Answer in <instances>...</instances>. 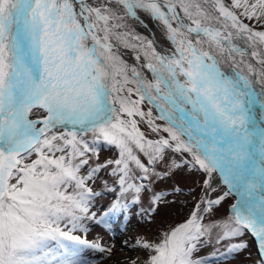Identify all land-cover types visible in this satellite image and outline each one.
I'll return each instance as SVG.
<instances>
[{"label":"snow or ice","instance_id":"6c2138e0","mask_svg":"<svg viewBox=\"0 0 264 264\" xmlns=\"http://www.w3.org/2000/svg\"><path fill=\"white\" fill-rule=\"evenodd\" d=\"M145 18L166 44L129 24ZM108 148L116 158L101 161ZM178 172L191 187L160 188ZM182 195L195 201L184 221L122 249L146 250L141 264H207L194 258L205 238L236 253L250 236L264 264V0H0V264L110 258L89 222L136 206L151 220Z\"/></svg>","mask_w":264,"mask_h":264},{"label":"rangeland","instance_id":"374dc122","mask_svg":"<svg viewBox=\"0 0 264 264\" xmlns=\"http://www.w3.org/2000/svg\"><path fill=\"white\" fill-rule=\"evenodd\" d=\"M129 24L132 26V28H134L136 33L147 37V35L138 31L133 26L131 20L129 21ZM120 47L129 50L134 56H136V52L131 48H124L123 46ZM122 56L127 61L124 55ZM139 63H144L143 59H141ZM129 64L135 65L131 63ZM144 107L147 109L149 106L145 104ZM153 112L155 115V110H153ZM157 123L163 122L157 121ZM140 127L145 131L146 135L150 134L145 124L141 123ZM85 139L91 140V134H88ZM116 155L117 153L114 148L102 149L100 152V160L103 161L106 159H114L116 158ZM101 177L102 179L96 181L95 190L97 192H107V189L104 186V181L107 180L109 183H111L112 178L104 173H101ZM174 184L183 186L187 190V188L191 187L193 184V177L188 175L186 172H178L173 180L167 181L165 184L160 185V188L171 190ZM176 199L177 203L175 205H169L160 208L158 210V215L153 214L151 220L139 219L136 216V213L139 211L140 206H136L129 210L127 216L121 213L112 215L109 219L108 226L98 225L94 221L89 222L90 231L88 232L87 238L90 241L100 240L102 243H114L115 247L110 257L112 258L119 249H122L121 241L128 240L130 242H134L138 234L144 236L145 238H155L154 234H159L163 230H166L169 225H175L184 221L191 212L192 205L195 203V201L191 196L188 195H182ZM112 200V195H104L100 198L98 208L93 209V211L97 212L98 217L102 216L104 211L109 208ZM231 203H234V199L230 198L223 204L217 215H226L228 207ZM144 207H147L146 200L144 201ZM70 227L71 225H68V228ZM68 228H65V231H67ZM74 234L79 235L80 232L77 231ZM241 239H247L249 248L236 253H228L227 248L229 241L217 243L215 235H213L210 240L205 238V240L208 242L205 243L204 241H201V243L197 245L198 250L194 253V258L204 259L207 261V264H256L257 249L254 238L249 236ZM237 242L238 241H232V243ZM123 249H128L131 252V256L140 257V259L137 261V264H141V261L146 260L148 257V252L143 249L136 248L133 250L127 246L123 247ZM110 258H105V254L99 252L89 253V259L94 261V264H101Z\"/></svg>","mask_w":264,"mask_h":264},{"label":"bare ground","instance_id":"6f19581e","mask_svg":"<svg viewBox=\"0 0 264 264\" xmlns=\"http://www.w3.org/2000/svg\"><path fill=\"white\" fill-rule=\"evenodd\" d=\"M133 26L140 32L144 33L147 35L149 39H157L159 38L161 41H163V37L161 36V25L150 18H145V24H147V27H144L141 25L139 22L131 20ZM163 43H167L166 41H163ZM122 50V55L127 59V61L131 64H137L138 62L135 60V56L133 53H131L129 50L123 49L120 47ZM159 50V49H158ZM142 64V63H141ZM127 256H131V252L128 249H119L118 252L113 255L111 260V264H123L125 258ZM101 264H108V260L102 262Z\"/></svg>","mask_w":264,"mask_h":264},{"label":"water","instance_id":"95a60500","mask_svg":"<svg viewBox=\"0 0 264 264\" xmlns=\"http://www.w3.org/2000/svg\"><path fill=\"white\" fill-rule=\"evenodd\" d=\"M122 52V50L120 49V47H119V53H121ZM122 54V53H121Z\"/></svg>","mask_w":264,"mask_h":264}]
</instances>
